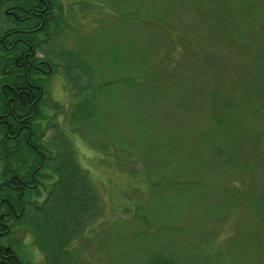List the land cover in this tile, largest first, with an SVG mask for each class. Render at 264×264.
<instances>
[{
    "label": "rangeland",
    "instance_id": "1",
    "mask_svg": "<svg viewBox=\"0 0 264 264\" xmlns=\"http://www.w3.org/2000/svg\"><path fill=\"white\" fill-rule=\"evenodd\" d=\"M63 1L44 47L89 61L84 81L129 77L104 85L99 115L75 123L67 60L53 57L46 90L64 114L44 122V139L68 140L103 213L75 256L145 264L177 249L198 261L183 250L202 244L213 264H264V0ZM176 176L194 182L180 189Z\"/></svg>",
    "mask_w": 264,
    "mask_h": 264
},
{
    "label": "trees",
    "instance_id": "2",
    "mask_svg": "<svg viewBox=\"0 0 264 264\" xmlns=\"http://www.w3.org/2000/svg\"><path fill=\"white\" fill-rule=\"evenodd\" d=\"M11 3L13 0H0L4 15L0 20V246H10L14 255L1 264H36L24 248L26 237L43 255L42 264H89L75 256L72 245L101 217L102 205L67 139L57 136L51 143L44 139V122L64 114L63 105L52 98L46 86L59 71L60 62L55 63L53 57L66 59L64 79L72 83L75 90L71 93L76 96L69 117L75 123L87 122L98 114L97 99L104 85L126 82L129 77L84 81L89 61L81 55L74 57L70 50L54 52L44 47L61 27L63 11L57 0H50L49 15L20 21L5 11ZM54 5L61 8L51 17ZM138 69L135 66L134 72ZM47 107L53 111L51 116L45 112ZM176 179L180 189L194 182ZM201 245L183 250L198 252V261L188 254L186 260L177 249H163L149 254L145 264H213Z\"/></svg>",
    "mask_w": 264,
    "mask_h": 264
},
{
    "label": "flooded vegetation",
    "instance_id": "3",
    "mask_svg": "<svg viewBox=\"0 0 264 264\" xmlns=\"http://www.w3.org/2000/svg\"><path fill=\"white\" fill-rule=\"evenodd\" d=\"M57 2L60 4L61 7H63L64 5L63 0H57ZM49 6H50V0H13V3L9 4L8 7H4V8L7 14L11 15V17L15 21H20L23 18L29 19L35 15L42 17L44 14L49 15L47 14L48 13L47 10ZM53 7H54V12L51 14V17H55L58 13L59 8H61L57 5H54ZM30 9H32L33 11L31 12ZM42 23H45L44 19L42 20ZM47 32L50 33L49 31ZM0 252H1L0 264L2 262H6L10 255H14V252L11 251L10 246H6V248L0 246Z\"/></svg>",
    "mask_w": 264,
    "mask_h": 264
}]
</instances>
